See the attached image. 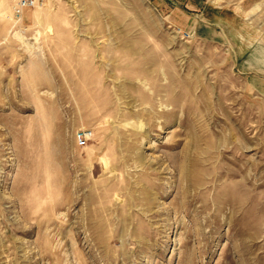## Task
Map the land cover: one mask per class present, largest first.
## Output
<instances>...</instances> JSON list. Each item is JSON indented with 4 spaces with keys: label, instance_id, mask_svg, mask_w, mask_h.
I'll list each match as a JSON object with an SVG mask.
<instances>
[{
    "label": "rangeland",
    "instance_id": "rangeland-1",
    "mask_svg": "<svg viewBox=\"0 0 264 264\" xmlns=\"http://www.w3.org/2000/svg\"><path fill=\"white\" fill-rule=\"evenodd\" d=\"M12 5L0 264H264V0Z\"/></svg>",
    "mask_w": 264,
    "mask_h": 264
},
{
    "label": "built area",
    "instance_id": "built-area-1",
    "mask_svg": "<svg viewBox=\"0 0 264 264\" xmlns=\"http://www.w3.org/2000/svg\"><path fill=\"white\" fill-rule=\"evenodd\" d=\"M42 1L43 0H13L12 16L18 20L26 11L39 6ZM91 137V130H79L75 134V142L79 146H84Z\"/></svg>",
    "mask_w": 264,
    "mask_h": 264
}]
</instances>
